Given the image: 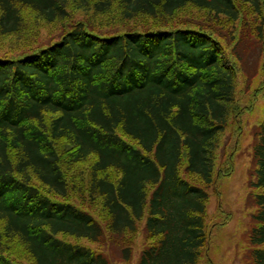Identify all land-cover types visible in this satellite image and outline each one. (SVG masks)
<instances>
[{
    "label": "trees",
    "instance_id": "obj_1",
    "mask_svg": "<svg viewBox=\"0 0 264 264\" xmlns=\"http://www.w3.org/2000/svg\"><path fill=\"white\" fill-rule=\"evenodd\" d=\"M242 2L264 16V0ZM70 4L103 16L117 9L124 23L104 31L70 21ZM188 7L242 20L236 0H0V48H28L24 9L62 31L52 45L0 54V264H18L16 247L30 264H114L117 254L130 264L142 223L137 264H199L209 194L186 176L214 181L241 60L234 33L220 41L207 26L172 29L169 19ZM255 30L263 53L264 21ZM254 130L248 244L251 264H264V120ZM61 142L72 146L71 164L94 159L86 195L101 202L102 222L67 199Z\"/></svg>",
    "mask_w": 264,
    "mask_h": 264
},
{
    "label": "rangeland",
    "instance_id": "obj_2",
    "mask_svg": "<svg viewBox=\"0 0 264 264\" xmlns=\"http://www.w3.org/2000/svg\"><path fill=\"white\" fill-rule=\"evenodd\" d=\"M236 2L242 10V20L238 23H233L226 18H221L218 21L207 11H201L194 7H188L169 19V26L172 29L185 28V25L193 27L201 25L207 26L211 29L210 31H213V28L216 29L215 36L220 41H222L221 35L232 33L240 39L239 47L235 48L236 54L241 57V59L239 57L241 72L236 79V101L229 108L228 128L218 139V149L215 151L214 181L211 186H207L195 176H186L191 183L206 187L209 194L206 216L208 242L199 264H251L248 238L254 225L252 216L256 213L257 206L251 196L249 183L255 144L254 129L264 120V93L261 90L260 94H255V90L257 91L264 84V51L262 53V45L257 40L255 27L264 21V16L260 17L242 0H236ZM68 13L70 16L68 20H85L95 26L103 24L105 27L98 29L104 31L108 29L106 25L116 26L124 23L117 9H114L111 14L103 16L95 14L94 11L78 9L75 4H70ZM22 15L24 35L28 40H31L26 51L42 48L44 45H52L59 40L62 34L60 22L49 24L29 9H24ZM246 22H250L249 27ZM138 23L147 27L160 24L158 21L148 18H140ZM5 41L10 42L11 40L5 39ZM25 50L23 48L12 49L9 43H5L0 48V54L13 53L16 55ZM129 142L137 146L135 142ZM71 147L68 142H61L55 146L56 152L63 156L62 169L69 180L71 189H73L67 199L79 207L91 211L95 219L102 222L104 216L101 202L93 203L86 195L87 181L94 159L89 158L80 164H71L68 157L72 150ZM111 173L115 175V173ZM83 178L85 179L84 184H82ZM33 183L52 199L59 200L38 181L34 180ZM82 185L85 188L84 196L79 193ZM67 240L94 249L103 248L84 239L67 238ZM131 240L134 244V258L130 264H137L141 250L147 243L144 223L140 225L139 232L133 235ZM14 254L15 258L13 259L18 264H30V259L23 251L21 253L19 248H15ZM112 257L115 259L114 264H124L119 260V254L112 255Z\"/></svg>",
    "mask_w": 264,
    "mask_h": 264
}]
</instances>
